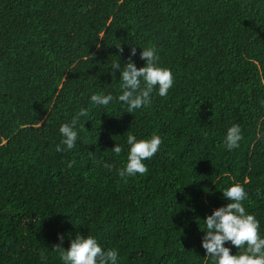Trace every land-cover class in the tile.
<instances>
[{
  "label": "trees",
  "instance_id": "1",
  "mask_svg": "<svg viewBox=\"0 0 264 264\" xmlns=\"http://www.w3.org/2000/svg\"><path fill=\"white\" fill-rule=\"evenodd\" d=\"M149 45L174 83L130 113L111 63L135 46L143 66ZM262 79L264 0H0V264H63L54 246L77 232L117 247L119 264H211L200 225L235 182L264 235ZM98 91L113 103L92 105ZM81 107L76 145L57 151ZM232 123L242 140L228 149ZM128 130L162 143L121 178Z\"/></svg>",
  "mask_w": 264,
  "mask_h": 264
},
{
  "label": "clouds",
  "instance_id": "2",
  "mask_svg": "<svg viewBox=\"0 0 264 264\" xmlns=\"http://www.w3.org/2000/svg\"><path fill=\"white\" fill-rule=\"evenodd\" d=\"M136 51L133 46L127 62L123 65L119 60L111 63L113 71L118 69L120 73L121 91L115 99L130 113L148 106L154 92L165 96L174 83L172 70L159 62V53L154 45L142 47L139 55L145 63L140 67L131 58L136 55ZM261 82L264 83V79ZM89 100L92 105L103 107L113 103V95L111 92H93ZM87 115L88 109L81 107L70 120L60 124L57 151L74 148L80 131V117ZM241 140L242 129L239 123L226 127L224 144L228 149L238 147ZM161 143L162 138L155 131L149 136L138 137L135 132L128 130L125 140L126 160L123 167L116 170L117 174L121 178H127L145 173L146 158L152 157ZM111 150L114 154H120L122 145L116 143ZM105 166L111 167L108 164ZM221 190L223 197L230 202L214 208L203 219L204 227L200 225L203 230L201 247L206 253L204 256L210 258L211 264H264V235L260 234L259 219L244 206L243 202L248 198L244 184L231 183ZM57 237L61 241L64 238L61 233H57ZM57 246L63 264H119L120 250L117 247H104L92 234L77 232L74 238H70L69 247L64 248L59 244L54 247ZM233 246L236 248L235 252L232 250Z\"/></svg>",
  "mask_w": 264,
  "mask_h": 264
}]
</instances>
